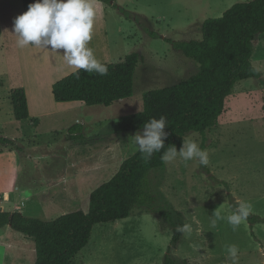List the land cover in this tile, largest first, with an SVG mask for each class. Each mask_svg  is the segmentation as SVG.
<instances>
[{
    "label": "rangeland",
    "instance_id": "374dc122",
    "mask_svg": "<svg viewBox=\"0 0 264 264\" xmlns=\"http://www.w3.org/2000/svg\"><path fill=\"white\" fill-rule=\"evenodd\" d=\"M246 1L250 0H93L97 16L88 46L101 63L141 54L134 94L112 106L58 103L51 83L75 69L67 65L62 49L29 52L26 84L38 125L16 120L13 107L5 104L10 90L23 84L25 77L16 57L8 62V55L0 52V136L15 142L0 145V194L11 196L12 203H6L9 210L24 201V215L42 220L87 212L91 193L137 152L133 153L131 137L143 130L119 132V118L142 110L144 92L176 84L199 70L195 60L166 38L201 39L206 19L221 17L234 4ZM254 45L252 61L261 77L236 84L217 126L205 135L185 137L207 150L208 165L178 157L152 171L156 204L181 211L191 226L192 231L170 251L183 264H233L229 245L239 250L236 264H264V33L257 35ZM76 123L83 125L82 138L70 137L69 129ZM240 202L251 203V214L260 220L247 218L233 231L226 217ZM215 210L225 219L213 226ZM6 231L0 229V236L14 245L29 242L36 250L32 238L11 228V234ZM172 237L168 222L136 209L128 218L95 225L90 242L71 264H163ZM31 255L19 264H34L37 252ZM2 257L0 251V264Z\"/></svg>",
    "mask_w": 264,
    "mask_h": 264
},
{
    "label": "trees",
    "instance_id": "16d2710c",
    "mask_svg": "<svg viewBox=\"0 0 264 264\" xmlns=\"http://www.w3.org/2000/svg\"><path fill=\"white\" fill-rule=\"evenodd\" d=\"M102 1L111 3L112 0ZM34 2L23 0L24 12ZM112 4L124 15L129 14L125 8ZM201 31V39L166 38L174 49L198 63V72L176 84L144 92L142 110L122 115L118 120L119 132H131L143 130L152 118L166 117L167 138L161 152L145 160L137 151L124 160L117 173L91 193L87 212L75 211L53 220H42L20 211L0 210V228L10 226L34 240L37 252L34 264H71L90 242L95 225L128 218L136 209L155 213L162 222L170 224L173 237L163 264H183L170 251L184 234L176 231L185 225L184 216L173 206L164 208L156 204L152 171L166 166L161 156L168 147L175 146L179 151L188 134L205 135L218 125L238 82L261 77L252 56L257 35L264 33V0L236 3L223 16L206 19ZM141 60V54L133 52L120 62L102 63L108 68L107 75L103 76L82 69L77 76L75 70L54 82L53 97L59 103L78 101L87 106H112L133 96L134 75ZM10 99L16 120L39 123L38 118L31 116L24 86L14 87ZM82 130L81 123L72 125L70 137L82 138ZM8 144L15 142L0 137V145ZM248 219L255 223L260 217L250 214Z\"/></svg>",
    "mask_w": 264,
    "mask_h": 264
},
{
    "label": "clouds",
    "instance_id": "9594fccd",
    "mask_svg": "<svg viewBox=\"0 0 264 264\" xmlns=\"http://www.w3.org/2000/svg\"><path fill=\"white\" fill-rule=\"evenodd\" d=\"M97 10L92 0H35L28 6V10L18 15L13 21V32L17 37V45L20 48L34 46L46 51L63 50V58L67 65L76 70H84L88 73L107 75L108 68L102 64L90 48L89 42L93 38V30ZM166 117L152 118L143 126L142 132H137L132 140L133 153L139 151L145 160L150 159L156 152L164 148V140L167 133ZM184 161L195 160L202 166L209 163L207 150L199 147L194 140H183V146L177 151L175 146L163 151L161 160L170 163L177 158ZM252 213V205L248 202H240L232 214L226 217L235 231L241 223L247 220ZM213 226L225 217L216 211L211 216ZM180 233H190L191 226L185 224L176 229ZM236 245L227 246V254L236 264L238 259Z\"/></svg>",
    "mask_w": 264,
    "mask_h": 264
},
{
    "label": "crops",
    "instance_id": "0c3cea01",
    "mask_svg": "<svg viewBox=\"0 0 264 264\" xmlns=\"http://www.w3.org/2000/svg\"><path fill=\"white\" fill-rule=\"evenodd\" d=\"M92 2H93V0H92ZM23 13H24L23 0H0V38H1L0 52L4 53L5 55H8V60H9L8 62L11 61L12 57H16V59H14V60L17 61V63L19 64V70L21 71V75L23 77H25L23 84H21L20 86H24L26 88L27 96H28V102H29V108L31 109L30 92L28 89V85L26 84V74H27V68H28L29 62L26 61L25 56L29 52H37V51H41L43 49L31 46V45L27 46L25 48L18 47L17 37L15 36V34L13 32V21L18 15H21ZM54 82L55 81H52L51 85H53ZM33 102L35 105L37 103L36 99L33 100ZM75 102H78V101H75ZM69 103H72V102H65V103H61V104H69ZM5 104L8 107H10V110L13 107L12 103H11V99H10V93H9L8 100L5 101ZM1 108H3V105L0 104V109ZM30 113H31V110H30ZM31 116H32V113H31ZM31 123H33V122H31ZM0 137H2V136H0ZM5 138H8V137H5ZM3 195H4V200L1 202L2 210L11 211L6 206V203H8V204L12 203L11 196L7 193H5ZM24 205H25V203H24V201H22L21 204L15 205V208L12 211L22 212L23 211L22 207ZM7 208H8V210H7ZM8 228H11V227L5 226V227L0 228V229L7 230L6 232H9L11 234V232L8 231ZM12 243L13 242L10 241V239H8L7 237L4 238V237L0 236V247H1L0 251L2 252V255H3V257H2V261H3L2 263L3 264H19L20 261H24V260L31 258L32 257L31 254H33V252L36 251L34 249V247L29 242H27V244H20V245L19 244L14 245ZM25 246H27V247H25Z\"/></svg>",
    "mask_w": 264,
    "mask_h": 264
},
{
    "label": "built area",
    "instance_id": "2783aa9c",
    "mask_svg": "<svg viewBox=\"0 0 264 264\" xmlns=\"http://www.w3.org/2000/svg\"><path fill=\"white\" fill-rule=\"evenodd\" d=\"M4 200V195H1L0 194V210H2V207H1V202Z\"/></svg>",
    "mask_w": 264,
    "mask_h": 264
}]
</instances>
